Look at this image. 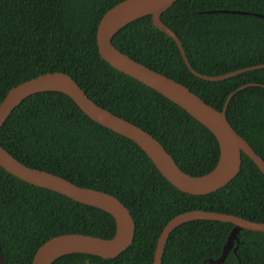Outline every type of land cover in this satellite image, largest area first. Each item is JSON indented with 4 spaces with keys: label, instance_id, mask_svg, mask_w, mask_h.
Masks as SVG:
<instances>
[{
    "label": "trees",
    "instance_id": "obj_1",
    "mask_svg": "<svg viewBox=\"0 0 264 264\" xmlns=\"http://www.w3.org/2000/svg\"><path fill=\"white\" fill-rule=\"evenodd\" d=\"M122 0H0V104L8 91L53 71L70 74L99 105L138 124L192 175L211 171L220 148L214 133L184 108L115 69L98 50L101 18ZM264 0H177L162 20L181 39L193 68L225 74L264 64ZM113 42L135 60L187 85L227 117L264 158V67L219 81L193 74L177 43L142 16ZM248 85L242 89L241 86ZM2 145L23 163L79 186L117 196L136 221L133 243L115 258L70 253L52 264H152L164 226L177 214L204 209L264 221V174L243 153L239 174L226 186L195 195L181 191L133 140L94 121L68 95L43 91L27 97L0 129ZM231 222L193 220L177 227L162 264L217 259ZM115 217L104 209L28 183L0 165V244L7 264H32L48 239L67 233L112 237ZM236 251L222 264H264V232L242 230ZM237 242H235V246Z\"/></svg>",
    "mask_w": 264,
    "mask_h": 264
},
{
    "label": "water",
    "instance_id": "obj_2",
    "mask_svg": "<svg viewBox=\"0 0 264 264\" xmlns=\"http://www.w3.org/2000/svg\"><path fill=\"white\" fill-rule=\"evenodd\" d=\"M176 1L122 0L110 8L98 24V50L101 57L115 69L163 94L214 133L219 144L220 155L217 165L211 171L202 175L185 172L158 138L138 124L96 103L70 74L63 71L46 72L12 87L0 104V129L16 107L30 95L43 91H59L70 96L81 110L97 123L135 141L163 176L181 191L201 195L226 186L241 171L243 153L248 155L264 174V158L233 127L227 117L228 104L235 92L229 95L223 109L220 110L207 103L184 83L135 60L115 46L113 38L120 29L150 14L153 25L173 38L188 68L200 78L219 81L248 70L264 67V64H258L220 75L203 74L193 68L178 34L162 20V14ZM205 12L248 13L264 17V14L245 10L220 9ZM248 85H255V83L246 84L239 89ZM0 165L9 173L28 183L59 192L75 201L104 209L116 220V233L109 238L85 233H67L48 239L37 249L32 264H52L57 258L70 253H87L104 258H115L133 243L136 233L135 218L129 207L117 196L92 187L79 186L53 172L31 167L12 155L1 141ZM199 219L219 220L234 224L222 254L217 259L210 258L203 264H222L231 250L236 251L239 244L238 236L242 230L264 232V221H254L236 214L212 210L184 211L174 216L164 226L157 241L152 264L163 263L167 242L177 227ZM235 242H237L236 246ZM0 264H7L1 244Z\"/></svg>",
    "mask_w": 264,
    "mask_h": 264
},
{
    "label": "clouds",
    "instance_id": "obj_3",
    "mask_svg": "<svg viewBox=\"0 0 264 264\" xmlns=\"http://www.w3.org/2000/svg\"><path fill=\"white\" fill-rule=\"evenodd\" d=\"M89 263V262H88Z\"/></svg>",
    "mask_w": 264,
    "mask_h": 264
}]
</instances>
